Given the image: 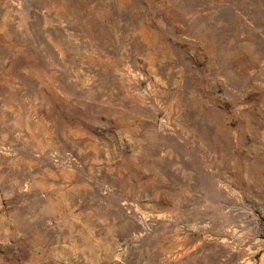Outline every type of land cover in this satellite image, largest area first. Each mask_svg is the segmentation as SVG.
Here are the masks:
<instances>
[{
  "label": "rangeland",
  "instance_id": "rangeland-1",
  "mask_svg": "<svg viewBox=\"0 0 264 264\" xmlns=\"http://www.w3.org/2000/svg\"><path fill=\"white\" fill-rule=\"evenodd\" d=\"M0 264H264V0H0Z\"/></svg>",
  "mask_w": 264,
  "mask_h": 264
}]
</instances>
